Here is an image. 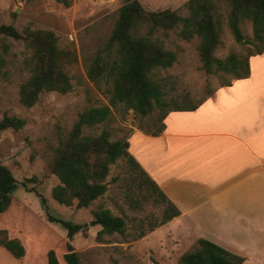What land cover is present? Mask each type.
Returning <instances> with one entry per match:
<instances>
[{
  "label": "rangeland",
  "instance_id": "374dc122",
  "mask_svg": "<svg viewBox=\"0 0 264 264\" xmlns=\"http://www.w3.org/2000/svg\"><path fill=\"white\" fill-rule=\"evenodd\" d=\"M71 1L70 6H65L56 0H0V25H14L21 32L27 26L51 30L61 48L74 50L78 56L69 66L73 90L67 94L45 92L32 108H26L19 102V86L30 75L24 62L31 50L23 40L0 33V53L5 58L4 74L0 76V118L7 113L27 121L21 130L0 131V160L18 180L11 206L0 213V228L6 229L10 237L20 239L26 248L25 256L16 258L0 246V264H48L51 249L61 264H67L64 260L67 229L61 223L50 221L49 215L73 223H90L92 211L100 205L126 218L127 234L115 233L99 239L100 225L90 226L86 234H76L72 244L84 264H177L184 252L198 244V240L180 234L178 228L126 241L162 220L167 205L145 178L131 169L126 158H119L111 166L108 191L89 207L78 208L76 203L67 206L53 198V188L60 181L47 163L54 149L67 137L81 112L109 104L104 94L107 82L103 80L98 86L90 80L86 61L108 40L124 4V0ZM139 1L147 10L172 9L182 16L189 15L186 6L189 0ZM222 13V44L216 55L224 58L232 52L247 54L252 45L235 40L224 9ZM242 28L246 38L253 39L251 22L245 21ZM145 31L144 28L142 32ZM178 32L179 28L158 30L154 36L178 53V61L172 67L157 72L158 77L168 78L174 88L173 95H189L195 101L207 99L222 84L235 79L224 73L213 75L201 70L199 39L186 40ZM134 128H139L135 111L121 104L113 108L109 122L85 128L84 133L99 135L103 129H109L113 139H128ZM135 176L139 184L132 181ZM126 192H131L138 203H131Z\"/></svg>",
  "mask_w": 264,
  "mask_h": 264
},
{
  "label": "trees",
  "instance_id": "16d2710c",
  "mask_svg": "<svg viewBox=\"0 0 264 264\" xmlns=\"http://www.w3.org/2000/svg\"><path fill=\"white\" fill-rule=\"evenodd\" d=\"M65 6L71 0H56ZM189 15L182 16L176 10H147L139 0H124L119 17L108 40L86 61L87 75L98 86L105 80L108 87L104 94L108 105L92 106L79 114L73 128L54 149L48 160L50 171L59 179L53 188V198L61 204L87 208L109 189L110 168L119 158H126L132 170L142 175L147 183L155 186L136 159L129 153V142L125 138H112L109 129L99 135L84 133L107 123L112 118L113 108L125 105L133 109L140 130L159 135L165 129V119L172 111L196 110L206 100L195 101L189 95H173L174 88L167 77H158V70H166L178 61V53L166 47L164 41L154 37L158 30L168 31L179 28V36L186 40L199 39L197 46L200 69L207 74L224 73L235 79L251 75L250 59L264 53V0H189L186 4ZM222 9L226 12V23L235 40L251 44L247 54L232 52L224 58L216 55L222 44L224 29ZM250 21L253 39L244 35L242 24ZM145 33L142 32L144 28ZM0 33L16 40H23L31 55L24 65L30 75L19 86V102L32 108L45 92L56 91L67 94L73 90L69 66L78 60L74 50L61 48L56 34L51 30L34 29L27 26L22 32L14 25H0ZM5 58L0 53V76ZM171 85V86H170ZM226 82L222 86H230ZM27 121L24 118L5 113L0 118V131L21 130ZM132 181L139 184L136 176ZM18 180L12 170L0 160V213L9 209ZM167 205L163 219L151 225L140 234L126 238L132 242L145 237L157 227L179 216L181 211L168 201L163 192H157ZM131 203H138L131 192H126ZM90 223H73L49 215L52 222L61 223L67 229V264H84L75 250L72 240L75 235L88 233L90 226L100 225L97 237L127 234V220L115 215L110 208L100 205L92 211ZM0 246L16 258L26 254V248L18 238L10 237L6 229L0 228ZM245 258L204 238L184 252L177 264H243ZM48 264H61L55 250L48 252Z\"/></svg>",
  "mask_w": 264,
  "mask_h": 264
},
{
  "label": "crops",
  "instance_id": "0c3cea01",
  "mask_svg": "<svg viewBox=\"0 0 264 264\" xmlns=\"http://www.w3.org/2000/svg\"><path fill=\"white\" fill-rule=\"evenodd\" d=\"M250 65L196 110L170 112L159 135L134 128L128 151L181 211L147 235L178 228L264 264V53Z\"/></svg>",
  "mask_w": 264,
  "mask_h": 264
}]
</instances>
